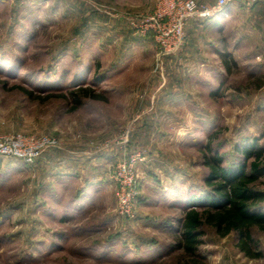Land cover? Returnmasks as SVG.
<instances>
[{
	"label": "rangeland",
	"instance_id": "1",
	"mask_svg": "<svg viewBox=\"0 0 264 264\" xmlns=\"http://www.w3.org/2000/svg\"><path fill=\"white\" fill-rule=\"evenodd\" d=\"M170 15L160 0H0V135L57 141L30 163L0 157V264H264L258 227L257 258L210 224L194 258L175 247L208 189L207 143L229 166L264 146V0L188 19L166 53ZM79 86L104 97L77 103ZM136 153L127 216L115 175Z\"/></svg>",
	"mask_w": 264,
	"mask_h": 264
},
{
	"label": "trees",
	"instance_id": "2",
	"mask_svg": "<svg viewBox=\"0 0 264 264\" xmlns=\"http://www.w3.org/2000/svg\"><path fill=\"white\" fill-rule=\"evenodd\" d=\"M225 63L230 68L227 60ZM23 89L29 96L34 95L35 89ZM71 93L77 103L83 97H104L94 94L90 86H79L71 90ZM52 95L55 93L52 92ZM59 95L66 96L64 93ZM238 151L243 153V161L229 166L213 147L212 140L207 143L203 156L209 167L206 178L208 189L203 195L190 196L189 207L180 219L181 228L175 245L190 258L197 255L205 224L212 225L223 236L236 232L237 246L246 256H263L259 240L255 238L252 229L258 227L264 231V190L256 187L257 181L264 175V146L254 140L239 146Z\"/></svg>",
	"mask_w": 264,
	"mask_h": 264
},
{
	"label": "built area",
	"instance_id": "3",
	"mask_svg": "<svg viewBox=\"0 0 264 264\" xmlns=\"http://www.w3.org/2000/svg\"><path fill=\"white\" fill-rule=\"evenodd\" d=\"M167 4L170 22L169 27L162 31L158 42L161 46H166V53H171L184 44L185 29L184 25L188 19L195 17L207 18L215 13L225 10L233 0H216L213 5H207L197 0H160ZM149 27L155 24L148 23ZM57 143L56 139L49 135L38 138L28 137L22 134H3L0 135V157H14L26 162H33L47 148ZM140 160L139 153L133 154L129 159L124 160L119 165L115 178L117 181L118 209L127 216H133L139 197L138 180L136 178V163Z\"/></svg>",
	"mask_w": 264,
	"mask_h": 264
},
{
	"label": "crops",
	"instance_id": "4",
	"mask_svg": "<svg viewBox=\"0 0 264 264\" xmlns=\"http://www.w3.org/2000/svg\"><path fill=\"white\" fill-rule=\"evenodd\" d=\"M77 181H78V180H76V182H75L76 184L79 183V182H77Z\"/></svg>",
	"mask_w": 264,
	"mask_h": 264
}]
</instances>
